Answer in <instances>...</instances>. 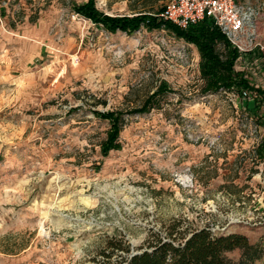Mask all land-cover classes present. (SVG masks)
<instances>
[{"label": "rangeland", "instance_id": "1", "mask_svg": "<svg viewBox=\"0 0 264 264\" xmlns=\"http://www.w3.org/2000/svg\"><path fill=\"white\" fill-rule=\"evenodd\" d=\"M85 1L0 0V264H95L108 236L139 250L175 220L264 245L255 93H205L196 44L166 26L110 31L75 11ZM165 2L96 0L117 15ZM257 39L236 69L264 87V17ZM108 110L126 113L106 154Z\"/></svg>", "mask_w": 264, "mask_h": 264}, {"label": "trees", "instance_id": "2", "mask_svg": "<svg viewBox=\"0 0 264 264\" xmlns=\"http://www.w3.org/2000/svg\"><path fill=\"white\" fill-rule=\"evenodd\" d=\"M75 11L110 31L134 32L142 26L158 29L164 26L188 42L197 45L201 60L200 68L205 79L203 91L220 90L252 91L255 96L246 102V109L264 122L260 114L264 106V87L252 84L243 71L236 69L240 51L233 46L227 36L210 21L182 29L170 21L160 18L154 12L137 11L129 14H109L97 6L96 0H87L75 6ZM224 45V50L218 48ZM167 92V85L161 84L150 94L141 106L129 110V114L150 111L156 105L159 95ZM252 101V102H251ZM124 110L99 112L103 118L111 121V129L104 143L106 154L120 148L119 136L125 121ZM256 158L264 160V137L255 150ZM258 160V161H259ZM139 253H133L132 245L123 235L108 236L104 245L93 259L95 264H254L264 256V245L252 242L240 232L216 233L210 227L185 226L181 220H175L164 231H152ZM239 251V257L230 253Z\"/></svg>", "mask_w": 264, "mask_h": 264}, {"label": "built area", "instance_id": "3", "mask_svg": "<svg viewBox=\"0 0 264 264\" xmlns=\"http://www.w3.org/2000/svg\"><path fill=\"white\" fill-rule=\"evenodd\" d=\"M158 15L182 29L208 20L233 46L243 49V39L246 44L258 43L264 4L260 0H166ZM244 93L249 95L247 91Z\"/></svg>", "mask_w": 264, "mask_h": 264}, {"label": "crops", "instance_id": "4", "mask_svg": "<svg viewBox=\"0 0 264 264\" xmlns=\"http://www.w3.org/2000/svg\"><path fill=\"white\" fill-rule=\"evenodd\" d=\"M98 6V5H97ZM99 7V6H98ZM106 12V11H105ZM129 15H133V14H129ZM259 53L260 55H262V52H260V50H259V48L258 49H256L255 51H254V53ZM251 55H253V54H251Z\"/></svg>", "mask_w": 264, "mask_h": 264}, {"label": "water", "instance_id": "5", "mask_svg": "<svg viewBox=\"0 0 264 264\" xmlns=\"http://www.w3.org/2000/svg\"><path fill=\"white\" fill-rule=\"evenodd\" d=\"M139 252H141V251H139V250H134L133 251V253H139Z\"/></svg>", "mask_w": 264, "mask_h": 264}]
</instances>
